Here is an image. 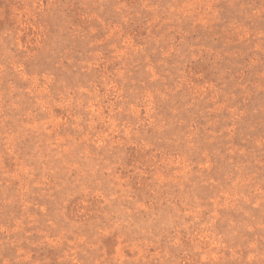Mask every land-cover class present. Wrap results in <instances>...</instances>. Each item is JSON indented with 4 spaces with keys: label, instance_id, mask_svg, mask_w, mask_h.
I'll use <instances>...</instances> for the list:
<instances>
[{
    "label": "rangeland",
    "instance_id": "obj_1",
    "mask_svg": "<svg viewBox=\"0 0 264 264\" xmlns=\"http://www.w3.org/2000/svg\"><path fill=\"white\" fill-rule=\"evenodd\" d=\"M0 264H264V0H0Z\"/></svg>",
    "mask_w": 264,
    "mask_h": 264
}]
</instances>
